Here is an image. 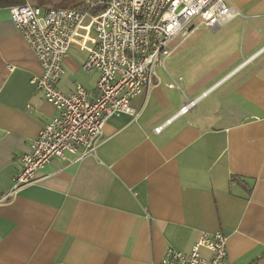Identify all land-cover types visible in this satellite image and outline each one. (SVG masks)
<instances>
[{
    "label": "crops",
    "instance_id": "obj_1",
    "mask_svg": "<svg viewBox=\"0 0 264 264\" xmlns=\"http://www.w3.org/2000/svg\"><path fill=\"white\" fill-rule=\"evenodd\" d=\"M231 2L234 19L174 40L168 72L131 103L138 117L110 118L95 155L52 159L7 202L19 158L58 111L32 84L42 67L0 9V264H159L205 233L227 238L231 264H264V0ZM86 58L70 50L61 92L81 85L96 97ZM180 77L184 93L169 87Z\"/></svg>",
    "mask_w": 264,
    "mask_h": 264
},
{
    "label": "built area",
    "instance_id": "obj_2",
    "mask_svg": "<svg viewBox=\"0 0 264 264\" xmlns=\"http://www.w3.org/2000/svg\"><path fill=\"white\" fill-rule=\"evenodd\" d=\"M10 14L42 67V75L32 84L58 115L41 129L30 153L19 158V171L1 202L13 200L36 183L37 173L52 159L95 155L110 118L138 117L131 103L158 85L159 69L168 72L174 40L185 42L200 28L215 29L238 16L231 0H91L83 10L44 9L28 3L10 8ZM71 49L87 54L85 72L99 73L94 99L81 85L70 94L58 87ZM169 87L184 93L183 78ZM210 92L186 98L176 117L190 113ZM201 249L212 256L202 257ZM159 264H231L227 238L205 233L189 253L169 249Z\"/></svg>",
    "mask_w": 264,
    "mask_h": 264
},
{
    "label": "rangeland",
    "instance_id": "obj_3",
    "mask_svg": "<svg viewBox=\"0 0 264 264\" xmlns=\"http://www.w3.org/2000/svg\"><path fill=\"white\" fill-rule=\"evenodd\" d=\"M91 0H29L31 4L38 3L41 8H52L53 6H72L78 7Z\"/></svg>",
    "mask_w": 264,
    "mask_h": 264
},
{
    "label": "trees",
    "instance_id": "obj_4",
    "mask_svg": "<svg viewBox=\"0 0 264 264\" xmlns=\"http://www.w3.org/2000/svg\"><path fill=\"white\" fill-rule=\"evenodd\" d=\"M28 3H30L29 0H0V9H10L13 7L24 6ZM38 7H40V6H38ZM53 8L83 10L86 8V3H84L78 7H75V6L74 7H72V6H62V7L54 6Z\"/></svg>",
    "mask_w": 264,
    "mask_h": 264
}]
</instances>
